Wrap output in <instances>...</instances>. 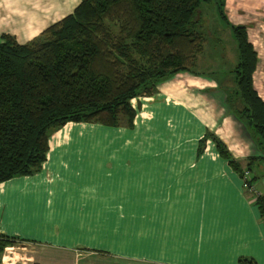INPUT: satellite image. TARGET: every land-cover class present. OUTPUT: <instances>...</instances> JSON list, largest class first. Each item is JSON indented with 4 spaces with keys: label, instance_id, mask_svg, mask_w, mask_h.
Here are the masks:
<instances>
[{
    "label": "crops",
    "instance_id": "obj_1",
    "mask_svg": "<svg viewBox=\"0 0 264 264\" xmlns=\"http://www.w3.org/2000/svg\"><path fill=\"white\" fill-rule=\"evenodd\" d=\"M79 2L0 0V37L26 43ZM257 4L250 28L264 44ZM249 41L264 101V54ZM183 72L136 100L131 127L67 122L50 135L39 171L0 182V236L16 238L0 264H264L258 205L208 134L242 164L261 152L217 82L190 74L182 89ZM256 174L251 185L264 194Z\"/></svg>",
    "mask_w": 264,
    "mask_h": 264
},
{
    "label": "trees",
    "instance_id": "obj_2",
    "mask_svg": "<svg viewBox=\"0 0 264 264\" xmlns=\"http://www.w3.org/2000/svg\"><path fill=\"white\" fill-rule=\"evenodd\" d=\"M209 2L236 48L235 66L218 67L229 75L211 78L261 155L242 164L217 136L208 135L239 176L255 173L250 184L259 178L264 101L252 80L258 56L246 26L228 20L225 0H80L72 13L26 43L9 34L0 37V182L39 171L50 135L67 122L131 127L132 99L154 95L160 82L178 72L202 75L192 68L206 39L201 6ZM224 79L232 84H223ZM253 201L264 223V194ZM14 242L0 236V259ZM239 262L254 264L250 258Z\"/></svg>",
    "mask_w": 264,
    "mask_h": 264
},
{
    "label": "rangeland",
    "instance_id": "obj_3",
    "mask_svg": "<svg viewBox=\"0 0 264 264\" xmlns=\"http://www.w3.org/2000/svg\"><path fill=\"white\" fill-rule=\"evenodd\" d=\"M252 4H257L256 6H258V11H264V0H225V12L228 16L227 18H229L228 20H230L232 24H238V22H240L239 20H243L247 24H249V39L254 42L259 54L262 55L264 54V44L260 42L257 32L254 34L251 33L252 29L250 28L252 17L257 18L251 13V11L253 10ZM201 8L203 15V24L206 30V39L202 51L197 56L196 65H194L192 69L195 71L203 72V74H205L207 77L211 78V76H214L216 79L222 80L226 75H229V73H223L222 70L218 69V67H221L222 69H231L235 66V41L233 40L229 29L223 22L220 21V19L217 18L214 10V5L212 3H203ZM238 9H241L245 12V15L243 16L244 18L237 19L235 17ZM187 72L188 71H184L183 74H178V81H181L182 89L185 86L184 82H186L188 76L191 74L190 72ZM222 82L226 85L232 84L229 79H224ZM144 97L146 96H142L140 98ZM136 100L137 99L131 100L133 105L136 104ZM227 110L231 113L228 107ZM203 111L205 113L208 112L204 108Z\"/></svg>",
    "mask_w": 264,
    "mask_h": 264
},
{
    "label": "built area",
    "instance_id": "obj_4",
    "mask_svg": "<svg viewBox=\"0 0 264 264\" xmlns=\"http://www.w3.org/2000/svg\"><path fill=\"white\" fill-rule=\"evenodd\" d=\"M132 102V101H131ZM251 175H250V172L249 171H245L243 176L241 177L242 178V186L244 189L252 192L253 194V197L258 195V192L256 191V189L249 183V179H250Z\"/></svg>",
    "mask_w": 264,
    "mask_h": 264
}]
</instances>
